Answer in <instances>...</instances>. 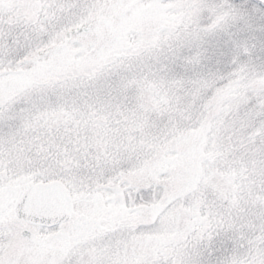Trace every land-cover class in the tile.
Wrapping results in <instances>:
<instances>
[{
	"label": "snow or ice",
	"instance_id": "6c2138e0",
	"mask_svg": "<svg viewBox=\"0 0 264 264\" xmlns=\"http://www.w3.org/2000/svg\"><path fill=\"white\" fill-rule=\"evenodd\" d=\"M257 20L264 0H0V264H264ZM233 28L235 54L204 46Z\"/></svg>",
	"mask_w": 264,
	"mask_h": 264
},
{
	"label": "trees",
	"instance_id": "16d2710c",
	"mask_svg": "<svg viewBox=\"0 0 264 264\" xmlns=\"http://www.w3.org/2000/svg\"><path fill=\"white\" fill-rule=\"evenodd\" d=\"M231 1L242 3V1H244V0H231ZM261 23L262 22H260V25H262ZM255 24H257V22ZM259 31L264 36V33L260 29L258 30V32ZM238 34H239L238 30L235 28H233V30L227 34L222 33V32H217V33L212 34L206 38V40L204 42V46L206 48H208L209 51H212L213 49L218 48V46L220 45L221 42H223L226 47L229 45V43H231L232 46L230 48V52L232 54H235L236 45H235V41L233 40V38L236 37ZM245 41L247 42V40H245ZM240 42L243 43V37L242 36L240 38ZM258 43H259L260 47L257 46L256 42H255V46H253L254 44L251 45L249 43H248V45L252 48L255 47L254 53L258 52V54L255 55V56H257L256 57L257 61L258 60L264 61V51L261 50V47H262L261 44H263V42L258 41ZM255 56H253V57H255ZM227 66L230 67V61L228 62ZM209 67H211L212 70H221V65L219 64V62H217L214 66L210 65Z\"/></svg>",
	"mask_w": 264,
	"mask_h": 264
},
{
	"label": "rangeland",
	"instance_id": "374dc122",
	"mask_svg": "<svg viewBox=\"0 0 264 264\" xmlns=\"http://www.w3.org/2000/svg\"><path fill=\"white\" fill-rule=\"evenodd\" d=\"M230 2L237 4V5L241 4V3L234 2L231 0H230ZM250 2H253V0L242 1V3H250ZM261 24L262 25H260V21L257 20V24L252 26V30L250 32L251 34L248 33L246 35H243L242 37H243V42H246L245 40H247V42L249 44H251V45L254 44L253 46H255V42H256L257 46L260 47L258 41L263 42V44H261V46H262L261 50L264 51V36L261 34L260 31L258 32V30L260 29L264 33V23H261ZM235 52H236V50H235ZM257 54H258V52H255L253 56H255ZM253 56L251 57V59L254 62L255 66L259 69H264V61H260V60L257 61V59H256L257 56H255V57H253Z\"/></svg>",
	"mask_w": 264,
	"mask_h": 264
}]
</instances>
